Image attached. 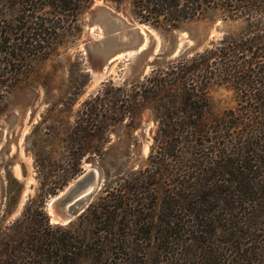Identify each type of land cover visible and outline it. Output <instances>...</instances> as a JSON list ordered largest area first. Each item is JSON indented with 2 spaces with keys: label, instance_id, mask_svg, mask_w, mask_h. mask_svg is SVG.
<instances>
[{
  "label": "trees",
  "instance_id": "obj_1",
  "mask_svg": "<svg viewBox=\"0 0 264 264\" xmlns=\"http://www.w3.org/2000/svg\"><path fill=\"white\" fill-rule=\"evenodd\" d=\"M37 1L40 7L10 41L32 45L48 27L56 29L40 17L41 10L72 16L78 24L91 4ZM130 4L134 19L153 27L174 30L208 13L242 27L141 80L104 85L85 101L71 132L78 137L68 145L69 169L56 181L48 172L39 175L37 194L16 221L20 229L27 227L14 231L12 239L34 240L28 248L46 264H264V0ZM20 7L23 15L26 9ZM212 85L234 89L240 109L216 113L209 98ZM145 111L155 125L146 166L105 182L85 211L64 227L60 241L47 243L31 211L38 209L42 226L50 230L42 208L46 195L56 194L77 173L84 156L102 157L108 142L102 135L123 122L135 129ZM0 250L12 255L17 248L3 243ZM9 255H0V264H34Z\"/></svg>",
  "mask_w": 264,
  "mask_h": 264
},
{
  "label": "rangeland",
  "instance_id": "obj_2",
  "mask_svg": "<svg viewBox=\"0 0 264 264\" xmlns=\"http://www.w3.org/2000/svg\"><path fill=\"white\" fill-rule=\"evenodd\" d=\"M16 3L17 0H0V248L5 243L17 250L12 255L0 250V255L1 259H8L9 255L11 259H21L25 263L46 264L44 257L29 250L34 240L12 239V235L27 227L24 224L20 229L16 221L21 219L27 202L37 194L39 175L48 172L50 179L56 181L67 168L68 145L78 137L71 132H74L75 117L83 103L95 97L104 85L120 86L141 80L155 68H164L182 56L190 58L210 49L224 36L239 32L242 24L222 20L217 13H208L169 30L137 22L130 0L120 4L91 0L87 11L78 17V24L72 22V16L58 14L49 8L41 10L40 17L56 29L48 27L32 45H19L10 40L19 37V28L26 25L28 15L40 7L41 2L35 0L22 5L20 0L19 5ZM20 5L26 9L23 15ZM97 7H104L126 23L143 29L148 52L118 53L114 60L98 69V50L89 48V43L94 44L104 37L102 25L91 23L93 10ZM209 98L216 113L240 109L236 92L230 87L212 85ZM154 131L151 115L145 111L135 129H127L123 122L102 135L108 141L102 157L84 156L77 173L56 194H47L43 200V212L51 229L42 226L44 218L38 209L31 211V219L39 224L34 227L42 230L47 243H58L66 226L50 223L47 204L51 198L86 171L92 162L100 171L101 185L91 195L90 204L105 182L146 166ZM38 153L41 162L36 161ZM17 244L24 247L22 251Z\"/></svg>",
  "mask_w": 264,
  "mask_h": 264
},
{
  "label": "water",
  "instance_id": "obj_3",
  "mask_svg": "<svg viewBox=\"0 0 264 264\" xmlns=\"http://www.w3.org/2000/svg\"><path fill=\"white\" fill-rule=\"evenodd\" d=\"M91 23H100L104 29V37L101 41L89 43L91 50H98V69L101 70L104 64L114 60L118 53L128 55L148 52L145 49L146 33L143 29L126 23L108 9L95 8ZM100 182V171L91 162L86 171L48 202L47 212L50 214V223L64 226L71 223L75 217L84 212L91 195L100 189Z\"/></svg>",
  "mask_w": 264,
  "mask_h": 264
}]
</instances>
